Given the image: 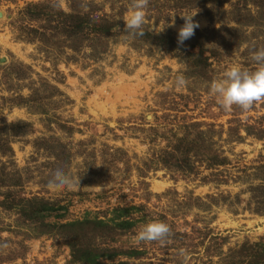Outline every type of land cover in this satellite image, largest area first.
<instances>
[{"label": "rangeland", "instance_id": "obj_1", "mask_svg": "<svg viewBox=\"0 0 264 264\" xmlns=\"http://www.w3.org/2000/svg\"><path fill=\"white\" fill-rule=\"evenodd\" d=\"M129 7L0 0V264H80L67 237L37 233L6 208L9 195L53 205L51 223L114 224L115 207L137 206L130 230L89 236L144 251L114 258L127 264H232L244 245L264 248V97L225 111L208 90L233 63L254 68L264 0H148L140 35L125 30ZM182 14L199 24L186 45L153 43L150 34L176 37ZM172 152L187 156L182 167L165 161ZM57 167L76 179L71 189L49 185ZM153 219L169 226L164 243L137 241Z\"/></svg>", "mask_w": 264, "mask_h": 264}, {"label": "trees", "instance_id": "obj_2", "mask_svg": "<svg viewBox=\"0 0 264 264\" xmlns=\"http://www.w3.org/2000/svg\"><path fill=\"white\" fill-rule=\"evenodd\" d=\"M38 7V6H37ZM75 19L74 30L80 31L85 25L86 19L78 16H72ZM96 29L100 26L95 25ZM110 27H104L103 31H109ZM153 39V43L157 45H167L170 48L184 47L183 44L177 43V36H171L167 34H150ZM195 141L183 145H179L177 150L182 154H186L187 151L194 148ZM193 145V146H191ZM177 152L169 153L166 162L178 163L180 167L187 161V156H176ZM174 160L175 162H172ZM210 160L213 164H221L224 162V158H221L218 154L213 155ZM6 208H17L22 218L30 221L37 233H56L64 235L68 238L69 246L71 248V254L73 260L80 264H127L126 260H115L116 256L124 255L129 258H137L142 256L143 250L137 248H129L126 250L117 249L116 247L98 246L92 245L89 240V236L94 233H112L115 229L128 231L135 225L134 217H125L130 215L131 210L137 209V206H117L114 208V215L110 221L114 224L105 221L100 218L85 217L83 219H77L61 223L47 222V216L50 212L55 211L56 207L50 205L48 202L36 199V198H11V195L7 196L5 201H1ZM103 233V234H104ZM234 255H239L241 259L237 262L231 261L232 264H264V248L251 246H242L240 249L234 252Z\"/></svg>", "mask_w": 264, "mask_h": 264}, {"label": "clouds", "instance_id": "obj_3", "mask_svg": "<svg viewBox=\"0 0 264 264\" xmlns=\"http://www.w3.org/2000/svg\"><path fill=\"white\" fill-rule=\"evenodd\" d=\"M148 0H130V7L123 21L125 30L132 35L142 34V25L145 22V8ZM195 14H182L183 24L177 31V43L189 39L194 34V29L199 27L193 19ZM172 24L175 23L173 19ZM254 68H242L239 64H231L223 70L219 78H214L208 85L210 95L225 111L231 110L233 105L242 110H248L254 101L264 97V48L257 49L252 54ZM186 83L183 75H177L175 85L182 87ZM77 183L76 179L66 173L63 167H57L52 172L50 186L71 189ZM170 233L169 226L159 220H150L143 224L136 233L137 241L164 243ZM184 255L183 250L180 253Z\"/></svg>", "mask_w": 264, "mask_h": 264}, {"label": "water", "instance_id": "obj_4", "mask_svg": "<svg viewBox=\"0 0 264 264\" xmlns=\"http://www.w3.org/2000/svg\"><path fill=\"white\" fill-rule=\"evenodd\" d=\"M0 16H3V14H2V13H0Z\"/></svg>", "mask_w": 264, "mask_h": 264}]
</instances>
